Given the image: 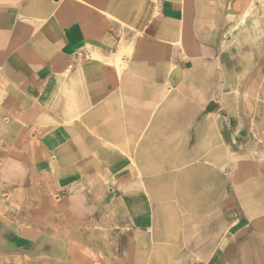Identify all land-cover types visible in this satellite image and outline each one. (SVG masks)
I'll return each mask as SVG.
<instances>
[{"label":"crops","instance_id":"1","mask_svg":"<svg viewBox=\"0 0 264 264\" xmlns=\"http://www.w3.org/2000/svg\"><path fill=\"white\" fill-rule=\"evenodd\" d=\"M229 1L0 0V258L264 264V50L222 52Z\"/></svg>","mask_w":264,"mask_h":264},{"label":"rangeland","instance_id":"2","mask_svg":"<svg viewBox=\"0 0 264 264\" xmlns=\"http://www.w3.org/2000/svg\"><path fill=\"white\" fill-rule=\"evenodd\" d=\"M231 9L234 11V15L230 16V30L228 32V43H222V52L233 57L234 52L232 50L233 45H236L238 41L237 33L244 34L241 45V49H258L264 50V0H230ZM252 20H256L258 28L261 32L255 34L254 30L250 27L253 24ZM96 58V56H94ZM247 80V79H246ZM245 96H248L247 91ZM0 264H44L36 262H25L24 259L2 257L0 258Z\"/></svg>","mask_w":264,"mask_h":264},{"label":"bare ground","instance_id":"3","mask_svg":"<svg viewBox=\"0 0 264 264\" xmlns=\"http://www.w3.org/2000/svg\"><path fill=\"white\" fill-rule=\"evenodd\" d=\"M91 254V253H90Z\"/></svg>","mask_w":264,"mask_h":264}]
</instances>
